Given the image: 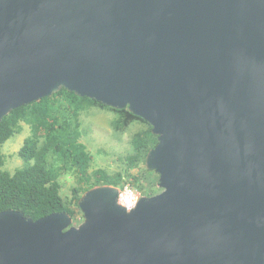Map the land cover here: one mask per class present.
<instances>
[{
  "label": "water",
  "instance_id": "1",
  "mask_svg": "<svg viewBox=\"0 0 264 264\" xmlns=\"http://www.w3.org/2000/svg\"><path fill=\"white\" fill-rule=\"evenodd\" d=\"M60 88L150 124L161 190L0 211V264H264V0H0V120Z\"/></svg>",
  "mask_w": 264,
  "mask_h": 264
},
{
  "label": "trees",
  "instance_id": "2",
  "mask_svg": "<svg viewBox=\"0 0 264 264\" xmlns=\"http://www.w3.org/2000/svg\"><path fill=\"white\" fill-rule=\"evenodd\" d=\"M89 107L114 113L111 126L114 132H124L132 123L140 122L144 129L131 138V153L125 157L126 178L121 173L106 174L101 169L89 172L92 156L80 141L79 116ZM29 127V135L17 151L22 165L9 172L3 169L4 156L0 151V211L12 209L36 220L54 212H66L77 222L81 214L80 196L98 185H112L123 189L130 183L141 195L151 196L161 189L158 174L145 167L147 152L157 144V135L141 117L127 108L115 109L74 92L60 88L49 96L11 110L0 120V148L21 124ZM73 174L76 186L68 198L60 194L59 177Z\"/></svg>",
  "mask_w": 264,
  "mask_h": 264
},
{
  "label": "rangeland",
  "instance_id": "3",
  "mask_svg": "<svg viewBox=\"0 0 264 264\" xmlns=\"http://www.w3.org/2000/svg\"><path fill=\"white\" fill-rule=\"evenodd\" d=\"M114 116L113 112L98 107H89L82 111L79 116L80 141L85 144L87 151L92 156L89 172L101 169L108 175L121 173L126 178L128 170H126L125 157L131 153V138L135 132L144 129L145 125L135 122L124 132L116 133L111 126ZM20 124V132L13 134L0 148L1 154L4 156L3 169L9 172L22 165L17 151L30 133L28 125L22 122ZM59 181L61 184L60 194L63 198H68L71 188L77 184L75 176L62 174ZM126 185L133 188L139 196L141 195L130 183H126ZM82 218V215H79L78 221L73 224L78 225Z\"/></svg>",
  "mask_w": 264,
  "mask_h": 264
},
{
  "label": "built area",
  "instance_id": "4",
  "mask_svg": "<svg viewBox=\"0 0 264 264\" xmlns=\"http://www.w3.org/2000/svg\"><path fill=\"white\" fill-rule=\"evenodd\" d=\"M129 193L130 194V198H126L125 194ZM138 194L136 193V191L131 188L130 186L126 185L123 187V189H120V194L118 197V202L124 206L127 210L131 209L134 205L135 202L138 198Z\"/></svg>",
  "mask_w": 264,
  "mask_h": 264
},
{
  "label": "bare ground",
  "instance_id": "5",
  "mask_svg": "<svg viewBox=\"0 0 264 264\" xmlns=\"http://www.w3.org/2000/svg\"><path fill=\"white\" fill-rule=\"evenodd\" d=\"M125 196H126V198H128V199L131 197L129 193H126Z\"/></svg>",
  "mask_w": 264,
  "mask_h": 264
}]
</instances>
